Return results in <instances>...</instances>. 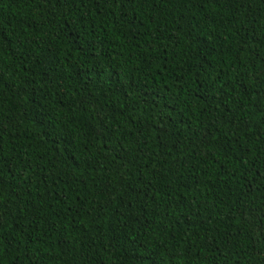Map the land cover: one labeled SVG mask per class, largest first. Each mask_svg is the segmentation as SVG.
Returning <instances> with one entry per match:
<instances>
[{"label": "trees", "instance_id": "trees-1", "mask_svg": "<svg viewBox=\"0 0 264 264\" xmlns=\"http://www.w3.org/2000/svg\"><path fill=\"white\" fill-rule=\"evenodd\" d=\"M0 264H264V0H0Z\"/></svg>", "mask_w": 264, "mask_h": 264}]
</instances>
